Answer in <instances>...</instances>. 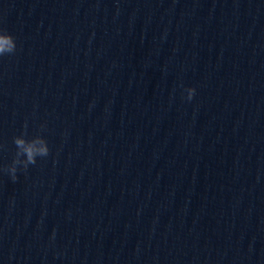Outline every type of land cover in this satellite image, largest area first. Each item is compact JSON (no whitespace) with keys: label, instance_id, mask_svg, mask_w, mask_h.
I'll return each instance as SVG.
<instances>
[{"label":"clouds","instance_id":"9594fccd","mask_svg":"<svg viewBox=\"0 0 264 264\" xmlns=\"http://www.w3.org/2000/svg\"><path fill=\"white\" fill-rule=\"evenodd\" d=\"M17 50L15 37L4 29H0V57L12 55ZM187 100H192L195 95V88L185 89ZM43 128V125L41 126ZM13 143L16 146L15 158L12 163L4 169L13 181L17 179L18 168L27 170L30 165L37 163V158H44L49 155L50 149L47 140L36 135L33 138H26V133L15 136Z\"/></svg>","mask_w":264,"mask_h":264}]
</instances>
